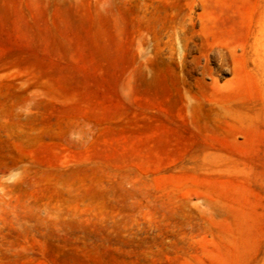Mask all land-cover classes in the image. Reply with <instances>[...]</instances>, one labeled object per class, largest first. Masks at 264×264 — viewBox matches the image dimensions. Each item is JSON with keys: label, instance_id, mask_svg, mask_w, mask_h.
<instances>
[{"label": "rangeland", "instance_id": "obj_1", "mask_svg": "<svg viewBox=\"0 0 264 264\" xmlns=\"http://www.w3.org/2000/svg\"><path fill=\"white\" fill-rule=\"evenodd\" d=\"M0 264H264V0H0Z\"/></svg>", "mask_w": 264, "mask_h": 264}]
</instances>
